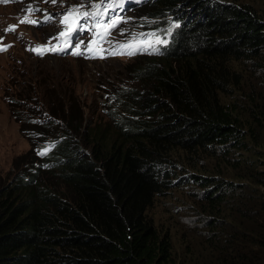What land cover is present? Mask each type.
Listing matches in <instances>:
<instances>
[{
  "label": "trees",
  "instance_id": "16d2710c",
  "mask_svg": "<svg viewBox=\"0 0 264 264\" xmlns=\"http://www.w3.org/2000/svg\"><path fill=\"white\" fill-rule=\"evenodd\" d=\"M253 9L148 0L144 33L180 26L132 59L102 105L109 118L87 119L68 97L13 110L31 149L0 177V264H264V18ZM170 187L202 228L181 250L151 214Z\"/></svg>",
  "mask_w": 264,
  "mask_h": 264
},
{
  "label": "rangeland",
  "instance_id": "374dc122",
  "mask_svg": "<svg viewBox=\"0 0 264 264\" xmlns=\"http://www.w3.org/2000/svg\"><path fill=\"white\" fill-rule=\"evenodd\" d=\"M92 2L93 0H57L55 4L50 0L0 2V37L3 38L4 45H11L6 51H0V177L3 179L10 170L12 160L17 156L29 155L31 149L29 137L20 129V122L12 114L13 110L21 111L23 107H28L45 111L48 110L47 99L68 97L73 98V107H80L87 119H107L109 117L103 113V103L111 91L129 82L132 68L139 65L133 63L135 55L106 54V58L101 59L86 58L87 54L73 55L72 48L69 52L45 51L43 55L29 50L37 45H47L50 38L56 37L63 30L60 18L71 6H87ZM238 3L254 8L264 18V0H238ZM29 5L40 10L29 16L30 19L40 21L37 25L20 23L28 15L25 9ZM45 14H50L52 19L45 22ZM121 17L128 20L113 30V35L109 37L111 41L123 43L131 33L143 32V22L137 10L131 9ZM9 26L16 28L6 32L5 29ZM120 29L125 30L124 35H121ZM92 40L93 33L86 31L75 37L74 45L82 41L83 50ZM51 43L55 45L57 41L53 39ZM97 47V44H93L94 49ZM103 47L109 48V44ZM138 53L141 54L142 51ZM136 84L135 81L132 86ZM23 93H29V97L21 95ZM21 104L24 106L21 107ZM168 189L167 194L156 198L151 214L162 222L158 224L161 229L170 230L179 245L178 250H181L202 228H198V219L183 190L178 187ZM181 216H185L189 224L194 223L197 227L188 223L186 225Z\"/></svg>",
  "mask_w": 264,
  "mask_h": 264
},
{
  "label": "snow or ice",
  "instance_id": "6c2138e0",
  "mask_svg": "<svg viewBox=\"0 0 264 264\" xmlns=\"http://www.w3.org/2000/svg\"><path fill=\"white\" fill-rule=\"evenodd\" d=\"M0 2L7 3L9 0H0ZM47 2V0H46ZM51 3H57V0H50ZM124 0H93L90 5H73L67 12H65L60 18V24L63 30L60 31L56 37L50 38L47 45H37L29 50L35 51L38 55H43L45 51L62 52L68 47H72V54L76 56L86 55V58H106L108 55H135L141 51L158 52L160 45H166L168 39L161 38V32L165 37L171 36L173 30L179 28V24L171 22L169 27L163 30H156L148 33L133 32L127 41L113 42L109 39L111 32L119 27L121 23H126L128 18L121 17L118 14L112 15L109 19L105 20V16L108 15L110 10L122 8ZM28 15H25L20 23H28L37 25L40 21L30 19L29 16L37 11L32 5H29L25 9ZM44 21L47 22L52 19L50 14H45ZM144 23H155V21H148L147 18H143ZM80 21L84 23L81 24ZM91 21V24L89 23ZM16 26H9L5 31H14ZM91 31L93 33V40L89 44L81 49L83 42H78L74 46L71 45L72 36L76 32ZM121 35H124L125 30L120 29ZM56 40L57 44L53 45L51 40ZM3 38L0 37V51H6L11 45H4L2 43ZM93 44L100 45L97 48H93ZM109 44V48H104L102 45ZM35 122V121H34ZM48 147L38 150V155H46L50 150ZM46 166V165H45Z\"/></svg>",
  "mask_w": 264,
  "mask_h": 264
},
{
  "label": "clouds",
  "instance_id": "9594fccd",
  "mask_svg": "<svg viewBox=\"0 0 264 264\" xmlns=\"http://www.w3.org/2000/svg\"><path fill=\"white\" fill-rule=\"evenodd\" d=\"M127 2H128V7H127V5H126V7H124L125 11H124L123 15L127 14L131 9L138 11L139 8H141L143 5H145L148 2V0H127ZM194 13H195V11H194ZM111 35H113V31L111 32ZM135 56H137V54H135Z\"/></svg>",
  "mask_w": 264,
  "mask_h": 264
},
{
  "label": "bare ground",
  "instance_id": "6f19581e",
  "mask_svg": "<svg viewBox=\"0 0 264 264\" xmlns=\"http://www.w3.org/2000/svg\"><path fill=\"white\" fill-rule=\"evenodd\" d=\"M44 23V22H43Z\"/></svg>",
  "mask_w": 264,
  "mask_h": 264
}]
</instances>
